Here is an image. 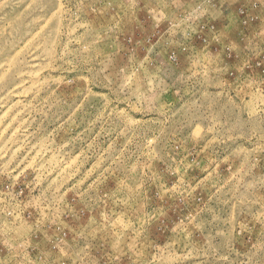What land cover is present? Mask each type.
Returning a JSON list of instances; mask_svg holds the SVG:
<instances>
[{
	"label": "rangeland",
	"instance_id": "rangeland-1",
	"mask_svg": "<svg viewBox=\"0 0 264 264\" xmlns=\"http://www.w3.org/2000/svg\"><path fill=\"white\" fill-rule=\"evenodd\" d=\"M0 264H264V0H0Z\"/></svg>",
	"mask_w": 264,
	"mask_h": 264
}]
</instances>
